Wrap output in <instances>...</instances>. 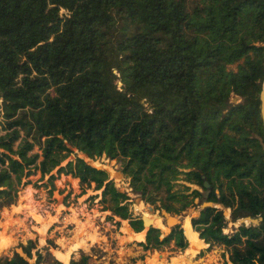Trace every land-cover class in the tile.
<instances>
[{"label": "trees", "instance_id": "obj_1", "mask_svg": "<svg viewBox=\"0 0 264 264\" xmlns=\"http://www.w3.org/2000/svg\"><path fill=\"white\" fill-rule=\"evenodd\" d=\"M263 78L264 0H0V212L29 177H47L52 192L64 175L143 233L105 170L69 160L105 157L155 210L179 215L196 199L220 206L192 218V233L206 251L222 247L223 264H264ZM180 180L204 194L175 189ZM161 230L149 227L136 244L190 246L180 227ZM18 247L24 257L14 251L0 264H30L36 243ZM50 259L60 264L36 251L34 264ZM69 264L92 263L82 254Z\"/></svg>", "mask_w": 264, "mask_h": 264}, {"label": "rangeland", "instance_id": "obj_2", "mask_svg": "<svg viewBox=\"0 0 264 264\" xmlns=\"http://www.w3.org/2000/svg\"><path fill=\"white\" fill-rule=\"evenodd\" d=\"M75 156L108 173L118 190L128 195V204L133 216L140 218L147 213L149 205L131 192L129 179L123 176L115 161L105 157L92 161L77 152H74L69 160H73ZM39 177L38 173L29 177L31 184L22 189L17 203L0 212V257H11L14 251L24 257L18 245L25 246L32 240L36 243V249L32 251L33 258L28 260L30 264L35 262L36 251L41 252L42 256L48 251L60 264H69L71 257L78 259L82 254L89 256L92 264H223L225 260L224 250L220 246L206 251V245L198 252H187L192 243L183 252L173 251L172 243L161 251L144 252L142 247L130 242H143L146 230L137 239H134V236L130 238L128 222L125 221V224L123 220L103 211L98 203L100 192L87 190L84 195H80L78 181L64 175L56 176L55 190L49 192V185L45 186L47 177L44 180ZM181 185L204 194L199 187L185 184L181 180L177 182L175 189H179ZM203 203L196 199L193 206L176 216L190 222L192 218L199 216ZM159 211L156 210L157 213ZM225 211L224 217L229 222V210ZM153 222L154 219L152 224ZM237 225L229 223L223 233L231 235ZM161 231L168 234L166 228ZM55 251H60L61 254ZM45 262L54 264L52 259Z\"/></svg>", "mask_w": 264, "mask_h": 264}, {"label": "water", "instance_id": "obj_3", "mask_svg": "<svg viewBox=\"0 0 264 264\" xmlns=\"http://www.w3.org/2000/svg\"><path fill=\"white\" fill-rule=\"evenodd\" d=\"M258 98H259L260 120H261L262 128H263V131H264V78H263L262 83H261V90H260ZM238 100H239V97L235 96V97L232 98L231 103L237 104ZM202 179H203V188L204 189H209V184L204 180V178H202ZM147 205H149V204H147ZM151 206L149 205L147 207V211L152 216L153 215H157L158 218L161 219L163 226H165L168 229V234L172 231V229L181 226V222H182L183 218L181 219V218H179L176 215H171V214L167 213L165 210H160L157 213L155 208L151 207ZM208 207L220 208V206H218V205H214V204H211V203H203L201 205V210L199 212H201L202 210H204L205 208H208ZM223 215L224 216L226 215V211L223 212ZM140 220L142 221L145 230H148L149 227H153L151 225L146 227V224L143 221V218L140 217ZM262 220H263V217H261V216H259L258 218H245V219H240L237 224L239 226L242 225V224H248V223L259 224V223L262 222ZM154 228H156V227H154ZM168 234H165V235H168Z\"/></svg>", "mask_w": 264, "mask_h": 264}, {"label": "bare ground", "instance_id": "obj_4", "mask_svg": "<svg viewBox=\"0 0 264 264\" xmlns=\"http://www.w3.org/2000/svg\"><path fill=\"white\" fill-rule=\"evenodd\" d=\"M142 205V204H141ZM158 216H156V215H151L148 211H147V213H145V214H143L142 216H141V218H143V221L145 222V224H146V227L147 226H149V225H151V226H153V227H158L159 229H165L166 227H164L163 226V224H162V221H161V219L160 218H157ZM154 219V222H153V224H152V220ZM238 226V225H237ZM181 227H182V229H184L185 230V232H186V234H187V236L194 242V244H193V246H192V248L190 249V251L189 252H191V253H193V252H196L195 251V245H196V243L198 242L197 240H196V235L194 234V233H192V231H191V226H190V222L188 221V219H184V221H183V219H182V222H181ZM167 229V228H166ZM168 230V229H167ZM126 242H128V241H126ZM57 257V256H56ZM62 259V258H61ZM65 262V261H64Z\"/></svg>", "mask_w": 264, "mask_h": 264}, {"label": "crops", "instance_id": "obj_5", "mask_svg": "<svg viewBox=\"0 0 264 264\" xmlns=\"http://www.w3.org/2000/svg\"><path fill=\"white\" fill-rule=\"evenodd\" d=\"M126 224V223H125ZM127 229H128V226H127ZM131 234V233H130ZM135 234H137V235H135ZM140 234H138V233H134V232H132V234L131 235H129L130 236V238L132 237V236H134V239H137V237L139 236ZM144 236H145V234H144ZM190 239V238H189ZM191 240V239H190ZM196 240L198 241L197 243H196V245H195V251L196 252H198V250L199 249H201V248H205L206 247V245L204 244V242L203 241H200L198 238H197V236H196ZM131 244H133V245H137L136 243H139V242H130ZM191 247H190V249L192 248V246H193V244H194V242L191 240ZM188 251H190V250H188Z\"/></svg>", "mask_w": 264, "mask_h": 264}]
</instances>
